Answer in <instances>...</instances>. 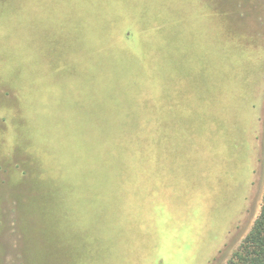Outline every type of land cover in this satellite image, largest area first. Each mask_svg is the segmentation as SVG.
I'll list each match as a JSON object with an SVG mask.
<instances>
[{"label": "rangeland", "instance_id": "obj_1", "mask_svg": "<svg viewBox=\"0 0 264 264\" xmlns=\"http://www.w3.org/2000/svg\"><path fill=\"white\" fill-rule=\"evenodd\" d=\"M105 1L131 42L91 0H0V264H226L264 195V0Z\"/></svg>", "mask_w": 264, "mask_h": 264}, {"label": "crops", "instance_id": "obj_2", "mask_svg": "<svg viewBox=\"0 0 264 264\" xmlns=\"http://www.w3.org/2000/svg\"><path fill=\"white\" fill-rule=\"evenodd\" d=\"M133 1L134 2L128 3L129 4V11H137L138 12V9L139 10H150V9H152V8L147 6L146 2L143 4H140V5H135L136 2H135V0H133ZM146 1H149V0H146ZM150 1H153L155 3L154 0H150ZM91 2L92 3H90V4H86V11H85L86 12V20H88V21L96 20L98 15L100 14L99 11H101L100 15L102 16L103 21L107 20L110 23L108 24V22H106V25L104 26L103 29H102V25L100 26V29H99L100 34L103 33L104 36L112 37L113 41H118V42L122 43L123 45H125L128 41L131 42V37L133 36L132 30L126 29L123 26H121L119 24V21H122L125 25H129V26H130V24H133V21L125 19V14L123 13V11L120 10L119 6H117V8L112 9L110 1L107 2L105 0H91ZM196 3H199V2L196 1ZM103 4H105L104 8L99 10V8H101L103 6ZM155 4L157 5V3H155ZM122 8H123V6H122ZM158 9H159V7H158ZM169 9L174 11V9L177 10V7H172ZM213 11L215 12V7L213 8ZM149 21H151V20H149ZM144 24H145V19H144L143 23L141 25H139V26H142L141 28H139V30H143L142 28H144L143 27ZM90 37L87 38L88 43L93 42V40H91Z\"/></svg>", "mask_w": 264, "mask_h": 264}, {"label": "trees", "instance_id": "obj_3", "mask_svg": "<svg viewBox=\"0 0 264 264\" xmlns=\"http://www.w3.org/2000/svg\"><path fill=\"white\" fill-rule=\"evenodd\" d=\"M226 264H264V195L260 213L251 230Z\"/></svg>", "mask_w": 264, "mask_h": 264}]
</instances>
